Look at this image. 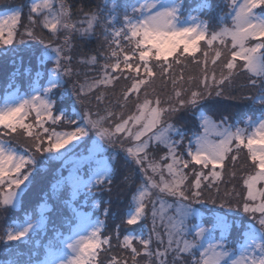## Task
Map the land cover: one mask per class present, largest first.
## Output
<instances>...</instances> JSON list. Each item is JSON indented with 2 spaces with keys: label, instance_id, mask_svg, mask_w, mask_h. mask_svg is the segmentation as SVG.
<instances>
[{
  "label": "snow or ice",
  "instance_id": "snow-or-ice-1",
  "mask_svg": "<svg viewBox=\"0 0 264 264\" xmlns=\"http://www.w3.org/2000/svg\"><path fill=\"white\" fill-rule=\"evenodd\" d=\"M27 8L0 11V55L21 46L39 53L37 70L12 73L0 95V209L21 204L40 156L62 162L52 191L71 189L72 213L68 235L56 231L42 253L28 248L26 260L11 264H264V0H217L215 8L198 0L190 10L185 0H108L95 8L30 0ZM97 29L103 50L74 55V40L101 39ZM189 60L199 75L185 76ZM97 65L99 74L90 76ZM241 72L248 76L242 87L255 90L240 97L253 114L231 123L201 111L203 131L185 145L172 117L225 96ZM121 79L128 83L116 95ZM117 145L140 182L125 218L106 233L109 209L101 220L78 200L111 192ZM242 151L250 162L241 175L244 195L233 187L221 197L225 170L231 165L227 175L237 176ZM218 199L203 219L195 205ZM47 211L45 202L0 240L13 249L33 243L47 229Z\"/></svg>",
  "mask_w": 264,
  "mask_h": 264
},
{
  "label": "trees",
  "instance_id": "trees-1",
  "mask_svg": "<svg viewBox=\"0 0 264 264\" xmlns=\"http://www.w3.org/2000/svg\"><path fill=\"white\" fill-rule=\"evenodd\" d=\"M11 0H0V9L2 7H6L9 2ZM13 3L14 1L19 3L20 0H12ZM30 2V0H22L21 3H23L24 5V13L27 14L28 8H27V3ZM69 2L71 4L74 5V7H79L82 3L86 4L88 7L91 8H95L97 6H103L104 3L108 2V0H69ZM196 3H198V0H185V6L187 10H190L191 8L195 7ZM211 3L213 5V8H215V5L217 3V0H211ZM19 6H23L21 4H17ZM4 10V9H2ZM87 10V9H86ZM1 11V10H0ZM22 30V29H21ZM97 33L98 35L101 36V39H93L91 40L87 45H85L82 41L80 40H74V43L77 45V48L79 49V51L82 50V52H87L91 49H99V50H103V48L101 47V43H102V33L100 29H97ZM42 47V46H41ZM20 48L25 49V51H18L20 55H17V58H22L24 60H17L14 62H6L3 63V65H1L4 70L8 73V74H12L14 72H20L23 73L25 71V69H31L32 72L34 73L37 70V57L39 55V53L36 51V49L34 48V50L32 48H26L24 46H21ZM13 54L12 52H10L8 54V56H3L0 55V58H9V56ZM196 58L200 59V53L196 54ZM190 63L192 67H187L185 70V76L187 75H199V66L192 63L190 60L187 62ZM216 70H217V74H219V70H220V65L218 64L216 66ZM94 76H96L97 74H99L100 72V68L99 65H97L92 71H91ZM6 78L8 80L7 75H4V77H0V80ZM23 78V77H22ZM247 79L248 76L246 73L241 72L239 75H237L235 77V81L232 84V86L230 88H226L225 89V96L222 97H216L215 95H213L212 97L208 98L207 100H205L204 102H202L201 105L198 106L199 108H202L204 111L207 110H212L215 112V110L218 108L219 110L223 109L226 110L228 113H226L227 115H232L230 112L231 110V106L236 107L237 110L240 109V113H234L235 115H237L238 117H240L241 123L243 122L244 119L247 118V116H250V114L248 113L249 110H251L250 108V104L251 102L248 100H244L241 99V96L244 95H249L252 94L255 90L253 89H249L247 87H242V85H245L247 83ZM23 82V79H22ZM128 83V81H125L123 79H121L119 81V84H117L116 88H115V93L116 95L119 94L120 89L122 87H124L126 84ZM7 84V83H6ZM6 84H4V87L1 88L0 90H4ZM169 89L171 90V87L169 86ZM113 90L109 91V98L110 99H114L115 97L111 95ZM229 97V98H226ZM230 97H234V99L230 98ZM132 105H129V109H131ZM119 110V109H117ZM191 110V111H190ZM238 112V111H237ZM198 111H195L194 113H192V109L188 108V109H183L180 112L176 113L173 117H172V122L181 129V131L184 133V138H188L190 137V134L192 133L193 129H196V125L198 123V116L199 114H197ZM209 113V112H208ZM210 114V113H209ZM221 118V117H220ZM231 123H233V120L230 121ZM183 124V126H182ZM176 139H179L178 136H176ZM187 139V140H188ZM186 141V140H185ZM184 144L186 145V143L184 142ZM161 151V149L159 150V152ZM181 151H183V146L181 147ZM59 161H56V166H54V170L53 173L51 171V164L47 170L45 172H42V168L40 169H36L37 170H41L40 174H36V177H39L41 181V183L44 181L46 182V188L48 189V192L46 190H44V195L46 197L43 196L42 192L39 189L38 184L34 183L33 181L31 182V184L28 185V187L25 189V191L22 193V200H21V204L16 208V209H0V237H2L4 235V230L11 225L13 222L15 221H20L23 219V217L25 216V214L28 215H32L33 213L37 212V209L39 207V205L42 202H46L49 205V208H51V210H48V214L47 215H53V217H56L57 214L60 212V210H64V208L66 206L63 207L64 205V200L61 201V199H63L65 197V195L69 196V192L68 190H63L61 193H58L56 195H53V185L56 182V178H58L59 172L58 170L61 169L60 165H59ZM58 165V166H57ZM62 165V162H61ZM229 167H231V165H229ZM249 168V162L246 158L245 152H241L240 153V158L237 161L236 165H235V170L237 173H239L240 171H247ZM232 170V168H230V171ZM56 172H58L56 174ZM35 173V172H34ZM43 175V176H42ZM64 175H67V169H64ZM46 176V177H45ZM125 176H129L130 179L129 181L125 182L124 181V177ZM116 178V180H115ZM114 178V182L112 185V190L111 192L104 190V191H100V192H96L95 191V199L99 200V204L101 205V208H108L109 209V214L106 218V228H105V232L106 233H112L115 230V226L117 224L121 223V220L123 218H125L126 213L128 212V207L131 203L132 200V195L136 190V186L139 184L140 182V174L139 172H136L134 167H122L120 169L117 170V175ZM236 179L232 181V183H229L227 185L226 182L229 180H231L232 178H230L227 174H225V182L222 183V185L220 186H224V191L227 190L231 187H234L235 185H240L242 182L240 181V179H238V177H235ZM240 181V182H239ZM222 188V187H220ZM223 191V193H224ZM214 193V191H213ZM212 193V194H213ZM215 195V193L213 194ZM223 195H221L222 197ZM91 199V197H90ZM219 201V199H218ZM57 202L59 204V206L57 205ZM93 202V203H92ZM91 203H88L86 205H83V208H87V209H91L92 207L94 208V205H96L97 203L92 201ZM218 204V202H217ZM52 205V206H51ZM54 206V209H52ZM199 206V208H201L204 212V218L205 220H207L210 216V210L213 208H218L219 205H210V203L204 204V205H197ZM63 207V208H61ZM70 209V207L68 208V210ZM99 207H96L95 210L96 212L99 211ZM53 210V212H52ZM102 220L105 219V216L103 215V210H102ZM53 220H50V224L47 226L48 229H46L47 231H51V234L53 235L56 231H61L64 232V234H66V223H64L63 225H58L56 231H52V224H53ZM141 231V229H136L137 234ZM43 235H38L35 236L33 238V243H30L28 245H24L21 244L19 247L13 249L12 246L7 245L5 242H3L2 240H0V264H11V261L13 259H19V260H26L28 258V248H36L39 249L42 253V245H46L44 244L45 242L48 241L49 235L46 232H42ZM125 234L124 232V226L121 227V235ZM50 235V237L52 236ZM15 243V242H13ZM41 243V244H40ZM114 248L113 251L115 253H120L121 250L119 248H116V240L115 238L112 241ZM137 247H139V245H137ZM15 251V255H13V252ZM106 258V254H102L101 255V260H105Z\"/></svg>",
  "mask_w": 264,
  "mask_h": 264
},
{
  "label": "rangeland",
  "instance_id": "rangeland-1",
  "mask_svg": "<svg viewBox=\"0 0 264 264\" xmlns=\"http://www.w3.org/2000/svg\"><path fill=\"white\" fill-rule=\"evenodd\" d=\"M22 2V0H20V2L19 3H17V2H15L14 1V3H13V1L11 0L10 2H9V4L6 6V7H2L0 10L2 11V9H6V8H8V7H11V6H18L17 4H21V5H23V3H21ZM29 4V2L27 3V5ZM24 6V5H23ZM22 31V30H21ZM19 38V37H18ZM32 49L34 50V47H32ZM18 51H25V49H23V48H18L16 51H15V53H13V54H11L10 56H9V58L7 59V58H3V59H1L0 58V64L1 65H3V63H6V62H14V61H17V60H24V59H22L21 57L20 58H17V55H20L19 54V52ZM77 52H82V50L81 51H79V49L78 48H76L75 50H74V55H75V53H77ZM197 56V55H196ZM0 65V77H4V75H7V77H8V80L10 79V77H11V75L10 74H8L5 70H4V68L2 67ZM188 67H192L191 66V64L190 63H188ZM188 69V68H187ZM186 70V69H185ZM89 75L90 76H94V74L90 71L89 72ZM22 77H21V80L19 81V82H22ZM8 80L6 79V78H3V79H1L0 80V89L1 88H3L4 87V84H6L7 82H8ZM119 84V83H118ZM4 90H5V88H4ZM4 90H0V95H2L3 93H4ZM110 90H112V89H109L108 91H110ZM167 92L168 93H170L171 92V90L168 88L167 89ZM93 104H95V101H93ZM251 105V104H250ZM249 105V106H250ZM232 108H231V110H230V112L229 113H231L232 115H227L226 113H228L226 110H223V109H221V110H219L218 108H216V109H213V110H215V112L214 111H212L211 109L210 110H207V111H204L202 108H199L198 109V107L197 108H191L192 109V113H194L195 111H198V113L197 114H199V116H198V119H199V117H200V112L201 111H203L205 114H207V115H209V116H212L214 119H217V120H219L220 119V117H221V114H223V115H226V116H228L229 117V121H232L233 120V123H236V122H240V121H238V120H241L240 119V117H238L237 115H235L234 113H240L241 111H240V109H238L237 110V108L236 107H233V106H231ZM191 111V110H190ZM238 111V112H237ZM210 114H209V113ZM248 113L250 114V115H252L253 113H252V110H249L248 111ZM173 123V122H172ZM182 126H183V124H182ZM177 127H178V125H177ZM203 131V129H202V127L200 126V119L198 120V123H197V125H196V129H193V131H192V133L190 134V137H189V139L190 138H192L193 136H194V134H199V133H201ZM91 135V134H90ZM174 139H176V136H174L173 137ZM85 139H87V138H85ZM188 138H184V142L187 144V142H188V140H187ZM186 140V141H185ZM87 146H91V140H88V145ZM83 145L81 146V149H78V151H80V150H82L83 149ZM116 151L119 153V156H118V158H117V163H116V168H117V170L118 169H120L121 168V166L122 167H126V166H128L129 168L130 167H134L135 168V170H136V172H138L137 171V168H136V166L134 165V164H129V163H127L125 160H124V155H123V152H122V150L119 148V146L117 145V147H116ZM163 151H164V149L163 148H161V151H160V154H162L163 153ZM60 163H59V165H60V167H61V161H59ZM249 162V161H248ZM53 163V164H52ZM250 163V162H249ZM52 164V165H51ZM56 164V161H47V160H45L43 157H40V156H38L37 157V169H40V168H42V172H45L46 170H47V168L51 165V171H52V173H53V168H54V166H56L55 165ZM58 166V165H57ZM230 168L231 167H228L226 170H225V174H227V172L228 171H230ZM36 169V171H35V173H34V178L32 179V181L34 182V183H36V184H38V186H39V189H40V191L42 192V194H43V196L44 197H46L45 195H44V190H46L47 192H48V189L49 188H46L45 189V187L47 186L46 185V182H42L41 183V181L42 180H40V178L39 177H36V174H40V171L39 170H37ZM246 172V171H245ZM58 172H56V174H57ZM242 173H244V171H240L239 173H237V176L236 177H238V179H240V181L242 182V180H241V175H242ZM43 176V175H42ZM46 177V176H45ZM225 178V177H224ZM57 179V178H56ZM236 178H232L231 180H229V182L227 181L226 182V184L225 185H227V184H229V183H232V181L233 180H235ZM115 180H116V178H115ZM239 181V182H240ZM222 185V184H221ZM220 187H222L221 188V192H220V196L221 195H223V191H224V186H220ZM234 189H235V193H240L241 194V197L244 195V188L242 187V183L240 184V185H235L234 186ZM68 190V192H69V194H70V196H67V195H65V197L63 198V199H61V201H65L64 202V205H63V207L64 206H66L65 208H64V210L62 209V210H60V212L57 214V216L56 217H53L54 216V214L53 215H47L48 214V211H47V213H46V215H47V218H48V225L50 224L49 222H50V220H53L54 219V221H53V224H52V231L54 232V231H56V229H57V227H58V225H63L64 223H66V225L68 226V218L71 216V213H72V205H71V199H70V197H71V189L69 188V189H67ZM233 190V187H231V188H229L228 189V191H232ZM235 193L233 194V196H232V200H233V202H235L236 201V196H235ZM214 194V193H213ZM96 194H95V190H93V194H92V196H90L91 197V199H90V197L88 198V200H87V203H85L84 202V199H83V197H80L79 198V200H78V202L80 203V204H82V205H86V204H88V203H91L92 201H94V202H96L97 204H99V200L98 199H95V196ZM205 199H207V197H205ZM93 203V202H92ZM57 205L59 206V204H58V202H57ZM100 205V204H99ZM207 205H208V203H207ZM211 205V204H210ZM217 205H219V201H218V204ZM52 206V205H51ZM63 207H61V208H63ZM70 207V209L68 210V208ZM195 207H197L198 209H199V211L202 213V216H203V218H204V215H205V210L203 211L201 208H199V206H197V205H195ZM39 208H40V206H39ZM96 208V207H95ZM95 208H91V209H87V208H82V210H84V211H88L89 213H93L94 212V216L95 217H99L100 219L102 218V216H101V214H102V210H104L105 208L103 207V208H101V205L99 206V211L98 212H96V210H95ZM52 209H54V206H53V208ZM128 209H129V207H128ZM48 210H51V208H49V205H48ZM222 211H224V212H227L228 210L227 209H223ZM39 212V210L37 209V212L36 213H38ZM52 212H53V210H52ZM230 215H231V213H230ZM102 220V219H101ZM47 225V226H48ZM67 226H66V229H67ZM48 229V228H47ZM43 232H46L48 235H49V238H50V235H52L51 234V231H47V230H45V231H43ZM39 235H43V233L41 232ZM65 235H68V232H66V234ZM48 238V239H49ZM41 244V243H40ZM44 244H47V242H45ZM42 245V247H41V249L43 250V244H41ZM41 258H42V256H41Z\"/></svg>",
  "mask_w": 264,
  "mask_h": 264
}]
</instances>
